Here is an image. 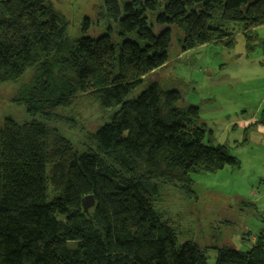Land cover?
<instances>
[{"label":"trees","instance_id":"1","mask_svg":"<svg viewBox=\"0 0 264 264\" xmlns=\"http://www.w3.org/2000/svg\"><path fill=\"white\" fill-rule=\"evenodd\" d=\"M101 9L107 34L70 39L51 0H0V83L32 69L20 97L31 120L0 123V264H209L196 244L177 245L155 203L165 188L190 190L191 173L240 162L159 72L173 44L231 49L239 33L246 55L264 45V0H104ZM82 96L117 109L74 146L56 124L77 126L59 111ZM213 264H264V229L247 251L216 249Z\"/></svg>","mask_w":264,"mask_h":264},{"label":"rangeland","instance_id":"2","mask_svg":"<svg viewBox=\"0 0 264 264\" xmlns=\"http://www.w3.org/2000/svg\"><path fill=\"white\" fill-rule=\"evenodd\" d=\"M103 1L51 0L67 22L70 39L108 33L101 15ZM86 20L88 26L84 27ZM256 32L264 41V26ZM235 42L231 49L203 45L184 52H178L173 44L167 67L159 72L161 86L179 92V107L199 109L200 123L213 132V145L227 147L229 155L240 162L237 169L226 166L215 173H191L190 190L165 188L155 203V209L176 231L177 245L196 244L205 250L209 264L215 262L216 249L249 250L253 237L264 229V135L257 133V127L246 129L264 116V45L257 44L246 55L241 34H235ZM31 70L16 81L0 83V123L4 118L18 124L31 120L20 100ZM116 109L82 96L75 105L59 111L64 118L72 117L77 126L59 120L56 127L77 146L84 132H95L109 123Z\"/></svg>","mask_w":264,"mask_h":264},{"label":"water","instance_id":"3","mask_svg":"<svg viewBox=\"0 0 264 264\" xmlns=\"http://www.w3.org/2000/svg\"><path fill=\"white\" fill-rule=\"evenodd\" d=\"M122 3H127L128 0H120ZM94 204V199L93 196H86L85 198H83L82 200V207H83V211L88 214V210L93 206Z\"/></svg>","mask_w":264,"mask_h":264},{"label":"crops","instance_id":"4","mask_svg":"<svg viewBox=\"0 0 264 264\" xmlns=\"http://www.w3.org/2000/svg\"><path fill=\"white\" fill-rule=\"evenodd\" d=\"M262 115H264V114H262ZM263 117L264 116L261 117L262 119H260V121L256 120L252 124L250 122L248 124L249 126H247L246 129H248L250 126L257 127L259 129L257 133L258 134L260 133V134L264 135V118Z\"/></svg>","mask_w":264,"mask_h":264},{"label":"built area","instance_id":"5","mask_svg":"<svg viewBox=\"0 0 264 264\" xmlns=\"http://www.w3.org/2000/svg\"><path fill=\"white\" fill-rule=\"evenodd\" d=\"M263 191H264V185H263Z\"/></svg>","mask_w":264,"mask_h":264}]
</instances>
